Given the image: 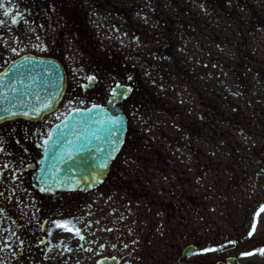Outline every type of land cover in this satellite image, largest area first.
<instances>
[{"label": "rangeland", "instance_id": "374dc122", "mask_svg": "<svg viewBox=\"0 0 264 264\" xmlns=\"http://www.w3.org/2000/svg\"><path fill=\"white\" fill-rule=\"evenodd\" d=\"M182 1L185 3L187 0ZM84 2L91 4L89 7L90 12L88 14L90 17L89 22L91 24L90 28L92 32L97 34L99 37L102 36V39L106 41L107 44L114 43L122 46L123 53L125 54L130 55L131 51L136 53L139 52L134 49V43L129 42L130 39H125L126 42H128L129 47H125L123 45L121 37L118 36V33L113 29V26H115L113 19L114 14L110 15V13L112 12V7L116 2L120 7L122 5L123 8L135 2L138 4V6L148 8L150 5L148 3H151L152 0H94V3H91L89 0H85ZM201 2L202 0H190L191 9L193 12H196L199 18L204 17V15L201 14L203 10V5ZM220 3H222V0H220ZM249 3L257 13L263 12L264 0H249ZM103 5L105 8L102 10ZM94 7L96 9H94ZM123 8L121 7V9ZM128 8H131V5L128 6ZM242 14L244 15L243 17L245 19L249 18L248 13ZM135 22V20L127 21L125 19L122 30L127 32V24H133ZM232 23V20L227 18L224 19L223 16H220V19L218 17L216 26L211 28L213 30L217 29L218 36L222 39L218 40L219 43L222 42L220 53L219 51H214L211 48L212 42L209 43L208 41L211 40V37H208V35H205L203 45L199 47L197 46V48H200L201 50L197 59L200 60L201 63L207 64L204 66V68L200 66L196 68L197 74H203L205 85L201 79L192 80V82H190L192 85H184L183 80L185 79H178L171 64H169V67L168 65L162 64V66H166V71L164 74L166 75L170 85H165L166 88L163 90V87H160V91H164V93L167 94L169 98L173 99V104L177 108V114L182 113V116L177 117L174 115V117L166 118L163 115L155 113L152 114L151 111L147 112L144 110L138 114L139 117H136V115L132 117V125L137 129H142L140 131L144 136H146V138L152 139L149 141L150 147H153L150 152H152L154 149L159 151L164 150L166 147L165 143L167 144V142L173 139H184V141H193V146H195L196 151H198V157H201L197 159L198 161H207L209 160L207 157L210 158V156L214 154L212 157L213 160H215L212 162L214 163L213 167L211 166L212 168L210 167L208 169L205 167V169H203L205 171H199V174L204 172L205 177L202 174V179L198 183H195L194 181L198 188L196 192L199 195L209 194L203 193L202 187L207 183H212L214 188L213 193H215L219 199V203H216L217 208L219 209L218 223L220 231L222 233L233 234L232 236L234 239H237L238 237L239 241L241 240L242 245L245 246V248H240L248 249L247 246L252 244L254 245V247L251 246L246 251V253L250 254L243 255L239 259L238 264H264V211H261V206H264V173L261 174L260 180L256 181L257 179L254 177L252 178V181H249V184L242 186L232 195H227L225 188L227 186L228 179H231L233 176L231 174L233 173L213 172V169L216 166L219 167V170L222 168L224 169L225 167L226 171H228L229 168L227 169V166L230 165L231 167L235 164V162H230L229 159L227 160L224 158V155L219 156V154L216 153L217 148L221 150L229 149L230 152L233 151L236 153L235 156L241 157L243 155H255L254 151L261 148V146L264 144V75H262V79L260 78V74L264 72V63H261L264 62V31H262L255 40L258 49H254V52L258 55L256 59L258 62L256 61L257 64H252L249 68V73L252 80H247V84L243 85L242 81L237 83L238 81L236 80L243 79V74L236 73L231 69V67H233L235 70L238 69V67L235 66L239 53V51H237L238 46L234 43L235 46L231 45L232 48L227 50L228 54L224 52L227 48L224 47L223 44L227 42V37H230L229 41L235 42V39L237 38V32H242V30L237 31L236 26ZM59 37H62V34H60ZM70 46H73L71 42ZM128 48H130L131 51ZM223 53L226 54H224V58L222 60ZM204 54L207 55L206 59L203 57ZM209 58H211L210 60L218 59L219 63L217 62L216 65H213V67H208ZM224 63L227 65H223L224 67L220 69L219 76L216 73V66H220V64ZM184 78H186V75H184ZM148 85H151L153 91H156L159 88V84L155 76L154 80L151 78L148 79ZM210 87L211 89L209 90ZM212 89H214L216 93L213 94L211 92ZM210 104H217V108L220 107L219 117H217L218 120H216V117L212 118V112L208 107ZM217 111L219 110H214L215 114ZM239 111L246 114L252 123L247 125L245 129H238L240 133L242 132V138L240 137V134H235L236 131L234 129H229V127L225 125L228 117L233 118L234 113ZM200 126H202V130L199 131L198 127ZM194 129L197 130V134L191 135V132ZM182 135H186V137L184 138ZM192 136H197V140H191ZM211 136H214V138ZM216 140H218L219 144H223V140L234 141L235 144L228 147L225 145L220 148L216 147L215 144L210 143L211 141ZM201 141L205 142V144H202ZM143 145L145 148L142 147L141 152H148L150 147L146 149L147 141H143ZM182 150L184 151V148ZM187 154V151H184L181 160L183 158H187L186 160L189 162V168H191L193 165H195V159L194 156L191 158ZM183 161L184 160L180 161L181 165L184 164ZM246 164V161H244L242 166H240L241 164H238L240 167L234 171L237 173L234 175V179H242L240 175L243 173H245V176H247V174L250 175L254 170H256L257 165L254 168V166H249ZM155 169L157 168L153 166L147 170L148 177L154 176L151 172H155L153 171ZM190 170H192L190 171L192 173L193 171L196 172L195 167L191 168ZM141 175L143 176L144 174L141 173ZM191 175H193V178H195V174ZM237 187H240V185L238 184ZM189 191L191 193H195L192 191V189ZM224 198L227 199L223 201ZM18 210L19 208L16 205V207L13 206V209L8 210L7 213L10 212L16 214ZM226 210L229 211L226 212ZM1 215L2 214L0 213V216ZM243 221H247V227H250L249 233H251V235H248L245 238L239 237L243 232V229H247V227L242 226ZM72 223L75 224V222ZM253 225L255 226L253 227ZM62 232H64V230L60 228L56 230V233ZM181 243H183V241H179L178 245L181 246ZM155 245L156 243L154 245L150 243L148 247L153 248ZM227 246L230 245L228 244ZM126 252L127 249L124 250V254H126ZM213 255L214 253H210L209 256ZM172 263L175 264L176 262Z\"/></svg>", "mask_w": 264, "mask_h": 264}, {"label": "flooded vegetation", "instance_id": "af4514ba", "mask_svg": "<svg viewBox=\"0 0 264 264\" xmlns=\"http://www.w3.org/2000/svg\"><path fill=\"white\" fill-rule=\"evenodd\" d=\"M30 1L31 6L37 9L40 13L44 12L46 7L45 3L48 0H12L9 5L5 0V6L10 8L14 6L21 14L27 11V2ZM38 11L35 14H38ZM7 19V18H5ZM30 24L27 15L20 19L17 24L8 22V36L11 39H19L26 31V26ZM6 25L0 26V38L5 36ZM37 130H39L37 128ZM41 133V131L39 130ZM4 193V191L2 190ZM87 195L79 196H61L57 199H43L39 197L37 206L34 213L27 216L25 223L20 224L19 230H13L15 236L11 232L10 217L0 218V257L1 264H93V260L97 255L106 256L107 248H114L117 251L115 254L121 259V264H155L154 258L156 253L159 257H163V263H170L177 253H181L180 246L170 243L171 226L174 231L179 229V233L172 238H179L187 240V227H186V213L187 204L184 201L176 203L169 201H155L154 198L148 202L138 203L132 211L133 223L128 227V232L122 231V224L115 219V226L108 225V229L101 235L98 233L96 236L93 234L86 235L80 233L64 234L61 237L62 242L54 243L51 237H54V230L57 228L53 223L56 219L69 220L66 214H81V222L85 227L93 226L94 220L99 217L98 223L106 229L105 216L108 212H116L117 210L112 207L113 204L105 201H88ZM73 198V199H72ZM78 198V199H76ZM142 205V206H141ZM201 205V203H198ZM76 206L77 210L73 211ZM0 207L5 209L6 202H0ZM108 207V208H107ZM119 213V211H117ZM195 217L201 216V208L196 206ZM179 216V217H178ZM215 228L216 232L211 234L212 244L215 249L219 247L217 237V225H214L212 220V229ZM201 231L196 230L190 232L193 238V244L201 245ZM77 236V237H76ZM80 236L84 239L81 240ZM198 239V240H197ZM11 244V248L5 247V241ZM23 241L21 246L20 241ZM88 240H93V243H88ZM163 243L160 248L148 247L150 243ZM192 243V242H191ZM173 244V245H171ZM73 246V247H71ZM103 246V247H101ZM87 249H91L88 251ZM127 249L126 254L124 250ZM222 255V259L230 255L227 250L216 249V258ZM11 256L17 258V262L11 261ZM110 256H113L110 255ZM190 259V263L191 264ZM161 262V260H160Z\"/></svg>", "mask_w": 264, "mask_h": 264}, {"label": "water", "instance_id": "95a60500", "mask_svg": "<svg viewBox=\"0 0 264 264\" xmlns=\"http://www.w3.org/2000/svg\"><path fill=\"white\" fill-rule=\"evenodd\" d=\"M64 91V71L59 64L44 60L22 59L0 76V115L5 117L0 119V122L17 117L38 118L32 112L37 107L42 109L39 116L41 117L57 106ZM37 96L40 97L39 100ZM47 100H51L52 107L45 110L41 102ZM120 100L122 99H117L106 108L93 109L90 115L87 110L76 111L68 117L62 127L56 130L53 139L67 129L63 134L66 139L63 145L48 147L43 171L38 177L40 179L38 184L42 188L48 191L73 190L74 188L88 190L100 184L108 174L112 160L120 151L127 131L126 117L116 106ZM5 109L16 112L17 115L11 116ZM25 110L30 113L29 116L23 115ZM112 117L120 118L122 129L118 132L119 143L115 146V151H113V137L108 131L111 125L107 123ZM85 120L87 123L84 122ZM69 151L76 161L75 165L73 159L68 158ZM53 153L55 156H62L66 162L57 160ZM109 153H111V159H107ZM81 158L87 161V166H79ZM102 162L106 163L107 167L99 169L98 172L94 171ZM88 173H92V176ZM55 183L56 185L53 186Z\"/></svg>", "mask_w": 264, "mask_h": 264}, {"label": "snow or ice", "instance_id": "6c2138e0", "mask_svg": "<svg viewBox=\"0 0 264 264\" xmlns=\"http://www.w3.org/2000/svg\"><path fill=\"white\" fill-rule=\"evenodd\" d=\"M7 3L9 5L12 4V0H7ZM7 18V19H5ZM20 19H22V14L19 12V10L17 8H15L14 6H11L10 8L6 7L5 6V0H0V26H4L6 25L9 21L11 24H17L20 22ZM13 52H16V49L13 48L12 49ZM24 59L27 61L29 60L30 58L29 57H24ZM83 79H85L87 81V84H84V85H81V87L87 89V88H90V87H93L96 82H97V77L95 75H91V76H85ZM113 80H115V78H112ZM129 79H131V77H129ZM22 83V81H21ZM105 87L109 88L110 89V95L112 97V99L109 100V104H112L114 103L117 99H126L127 98V95L132 91L131 88H128V87H125L124 85H122L121 83L119 82H115L114 84H108V85H105ZM13 91L15 89H12ZM40 97L37 96V100H39ZM42 105H43V109H50L52 107V102L51 100H47V101H42L41 102ZM99 108V105H93L92 106V109H88L87 112L89 113V115L92 113L93 109H98ZM5 111L9 112V114L11 116H15L17 115L16 112H12L8 109H5ZM41 111L42 109L40 107H37V108H34L32 110V112L37 116L39 117L41 115ZM77 111H80L79 109H77ZM23 115L25 116H29L30 113L25 110ZM0 119H5L4 116L0 115ZM85 123H87V121L85 120L84 121ZM96 122H99V123H105L104 121H96ZM107 123H109L111 125V127L109 128V135L111 137H113V151L116 150V145H118L119 143V136H118V132L121 129V121H120V118L119 117H112L110 118ZM65 139L66 137H63L62 135H58L56 137V139H53V135L51 132H49L47 134V139H45L43 141V146H45V150L47 151L48 150V147L51 146V145H55V146H60V145H63L64 142H65ZM71 142L69 141V144ZM0 151H3L2 148H0ZM54 157L59 160L60 162L64 163L66 162L64 160V158L62 156H55V153H53ZM68 158L69 159H73L72 157V153L69 151L68 152ZM111 153H109L107 159H111ZM73 163L74 165L76 164V161L73 159ZM19 164L20 165H23L24 164V161L21 160L19 161ZM79 166L81 167H85L87 166V161L83 158H81V160L79 161ZM107 167L106 163H101L100 165L97 166V169H95L94 171H97L99 169H102V168H105ZM10 168V165L9 164H4L3 166H0V174L3 173V170L5 169H9ZM15 176V174H13ZM89 176H92V173H88ZM45 188H41V191H44ZM4 196V193L3 192H0V197H3ZM5 199H7L5 197ZM5 211V209L3 207H0V213H3ZM261 211H264V206H261ZM77 220H79V218H76ZM53 223L56 225V227L58 228H61L65 231H72V232H75L76 235H79L80 233V229L79 228H76L74 226V224L72 223L71 220H63V218L61 219H56L53 221ZM255 225H253L254 227ZM13 236H15V232L12 233ZM249 235H251V233H249ZM80 239L83 240L84 237L83 236H80ZM20 244L21 246L23 245V241L21 240L20 241ZM5 247L6 248H11V244L8 243V241L6 240L5 241ZM103 247V246H101ZM2 250V249H0ZM88 251H91V249H87ZM215 249H211V248H208V249H203L202 251L203 252H208V251H214ZM250 253H245V254H242V255H249ZM98 264H102V262H98Z\"/></svg>", "mask_w": 264, "mask_h": 264}, {"label": "trees", "instance_id": "16d2710c", "mask_svg": "<svg viewBox=\"0 0 264 264\" xmlns=\"http://www.w3.org/2000/svg\"><path fill=\"white\" fill-rule=\"evenodd\" d=\"M157 103L160 104V105H162L163 107L166 105L165 102L161 103L160 101H157ZM239 129H241V128H239Z\"/></svg>", "mask_w": 264, "mask_h": 264}]
</instances>
